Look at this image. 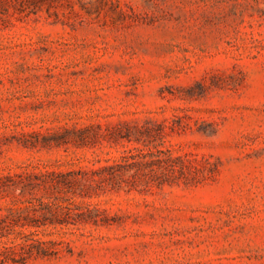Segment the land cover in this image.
Masks as SVG:
<instances>
[{
  "label": "rangeland",
  "instance_id": "374dc122",
  "mask_svg": "<svg viewBox=\"0 0 264 264\" xmlns=\"http://www.w3.org/2000/svg\"><path fill=\"white\" fill-rule=\"evenodd\" d=\"M0 264H264V0H0Z\"/></svg>",
  "mask_w": 264,
  "mask_h": 264
}]
</instances>
